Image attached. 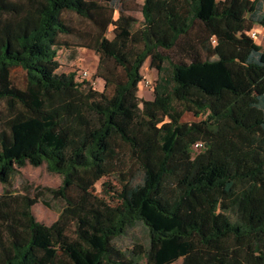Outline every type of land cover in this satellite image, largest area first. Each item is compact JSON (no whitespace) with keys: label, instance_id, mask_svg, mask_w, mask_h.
<instances>
[{"label":"trees","instance_id":"16d2710c","mask_svg":"<svg viewBox=\"0 0 264 264\" xmlns=\"http://www.w3.org/2000/svg\"><path fill=\"white\" fill-rule=\"evenodd\" d=\"M108 9L0 0V183L46 165L63 179L53 197L86 213L45 226L7 192L0 264H264V47L247 35L264 29V0H144L138 28ZM65 12L100 30L102 92L59 73L60 37L75 32ZM147 61L159 75L152 101L138 96ZM14 68L42 95L15 86ZM125 148L140 178L94 196ZM137 223L148 246L117 248Z\"/></svg>","mask_w":264,"mask_h":264},{"label":"rangeland","instance_id":"374dc122","mask_svg":"<svg viewBox=\"0 0 264 264\" xmlns=\"http://www.w3.org/2000/svg\"><path fill=\"white\" fill-rule=\"evenodd\" d=\"M95 1L101 5L108 6L107 16L111 12L110 8L115 9L113 20L118 19L119 10L122 9L127 15L133 16L138 21L136 28L143 24L142 6L144 0H119L116 6L114 4L109 5L104 0ZM63 16L75 32L72 35L60 37V50L57 58L60 64L59 73H76L78 82H82L83 80L80 77L86 74V79L84 80L90 82L96 90L102 92L104 82L96 78L99 74L100 57L93 49L100 30L88 20L76 14L65 12ZM113 30L114 27L110 26L107 33L109 39L114 37ZM25 76L26 74L21 68H14L12 71L13 84L23 91L35 92L41 96L42 92L40 90L29 87ZM142 76L152 77L157 82L159 75L157 70L151 67L150 61H147L142 69ZM138 96L143 101H152L155 97V91H146L140 87ZM201 119L203 118H196L193 114L187 113L183 117V122L193 123ZM196 152L199 151L196 150ZM140 176L141 173L131 159L128 148H125L122 151L117 169L109 177L97 183L92 190V194L99 198L107 199L109 192H111L110 188L119 190L121 183L133 179L137 180ZM62 181V177L50 173L46 165L41 167L27 165L13 177L12 187H7L0 183V197L6 196L8 192V195L17 198L19 204L22 202V198H28L32 203L33 215L38 222L45 226H51L57 222L63 213H66L69 222L72 223L77 218L86 216V213L79 209L69 210L62 200L53 197L49 190L60 188ZM104 184L108 186L106 187ZM148 243V230L142 223H137L114 241V245L123 251H130L136 244L148 246ZM176 264H181V261Z\"/></svg>","mask_w":264,"mask_h":264},{"label":"built area","instance_id":"2783aa9c","mask_svg":"<svg viewBox=\"0 0 264 264\" xmlns=\"http://www.w3.org/2000/svg\"><path fill=\"white\" fill-rule=\"evenodd\" d=\"M247 35L258 45L264 47V29L257 26L252 31L248 32ZM80 79H86V74L81 76ZM140 87L146 91H153L155 87V80L152 77H143L142 82L140 83ZM203 148L202 143H198L195 145V149L200 151Z\"/></svg>","mask_w":264,"mask_h":264}]
</instances>
